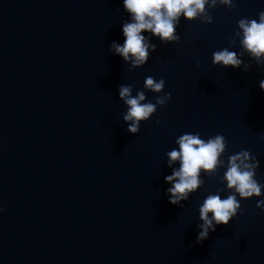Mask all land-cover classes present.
Masks as SVG:
<instances>
[{
  "label": "water",
  "instance_id": "obj_1",
  "mask_svg": "<svg viewBox=\"0 0 264 264\" xmlns=\"http://www.w3.org/2000/svg\"><path fill=\"white\" fill-rule=\"evenodd\" d=\"M234 3L208 9L211 23L181 17L179 40L153 37L147 62L130 68L108 51L123 42L121 0H0V264H264V189L237 197V214L197 242L198 206L226 194L224 169L201 173L182 206L163 179L175 137L199 132L225 137V162L255 155L264 184V66L246 54L247 71L211 62L214 50L239 52L237 20L264 10ZM149 75L164 79L160 93L143 88ZM120 84L152 102L170 94L135 134Z\"/></svg>",
  "mask_w": 264,
  "mask_h": 264
},
{
  "label": "clouds",
  "instance_id": "obj_2",
  "mask_svg": "<svg viewBox=\"0 0 264 264\" xmlns=\"http://www.w3.org/2000/svg\"><path fill=\"white\" fill-rule=\"evenodd\" d=\"M122 7L128 14L121 24L123 42L113 40L108 48L127 63L130 68L143 66L151 52L155 51L156 44L152 38L160 42L179 40L176 26L181 17L186 20L199 19L204 23H211L212 16L208 9L217 5L235 7L234 0H121ZM237 28L233 30L234 37H238L240 50H230L224 47L214 50L211 62L224 67L241 68L247 71L250 64L243 61L246 54L257 66H264V10L258 12L256 18L241 17L237 20ZM234 41L229 39V44ZM163 78L154 79L146 76L143 88L160 93L164 88ZM258 86L264 91V79H260ZM118 98L126 105L122 120L126 130L135 134L139 131L140 123L150 118L158 105H164L170 94L154 97V101L146 100L143 90L132 94L131 84L118 86ZM159 123V121H157ZM176 147L166 152V164L171 169L170 174L163 177L168 185L165 189L168 202L182 206V201L188 200L191 193L204 183L201 173L209 176L217 175L223 168L220 176L226 194L220 189L209 192L198 206L197 224L199 231L196 240L200 242L208 237L209 232L215 231L221 224H228L240 209V199L253 196L262 197L264 184L255 179V171L259 165L257 157L247 149L222 158L226 148V140L222 134L201 137L199 132H184L175 137ZM239 197L240 199H238ZM256 206L264 212V198L256 201ZM3 212V208H0Z\"/></svg>",
  "mask_w": 264,
  "mask_h": 264
}]
</instances>
